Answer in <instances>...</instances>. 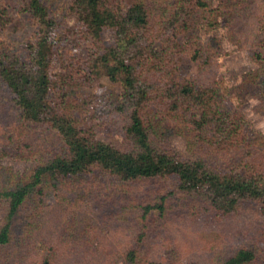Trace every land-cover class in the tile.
<instances>
[{"label":"trees","instance_id":"1","mask_svg":"<svg viewBox=\"0 0 264 264\" xmlns=\"http://www.w3.org/2000/svg\"><path fill=\"white\" fill-rule=\"evenodd\" d=\"M19 1L36 32L27 43L30 59L23 60L2 36L12 16L11 0H0V157L41 153V159L25 175L0 165V264H59L57 246L37 235L18 238L20 250L9 246L19 219H28V232L38 229L35 218L46 213L49 198L84 178L100 184L106 195L122 190L130 200L125 206L131 224L121 229L137 231L125 254L132 264L163 262L140 252L151 231L160 233L156 223L168 214L174 195L194 209L221 214L250 202L264 216V162L257 159V153L264 155V136L249 126L220 84H198L177 74L188 49L194 57H212L201 27L217 23L219 9L234 14L249 0L217 7L211 0H72L78 24L57 38L51 0ZM260 13L253 56L259 65L257 95L264 102V10ZM106 29L114 33L112 43L105 40ZM86 41L93 46L82 53L78 47ZM103 74L121 84L117 97L81 90ZM107 128L121 138H99ZM172 131L187 139L194 158L168 141ZM35 241H41L42 256ZM171 252L183 259L174 246ZM259 259V248L248 245L224 264H260Z\"/></svg>","mask_w":264,"mask_h":264},{"label":"rangeland","instance_id":"2","mask_svg":"<svg viewBox=\"0 0 264 264\" xmlns=\"http://www.w3.org/2000/svg\"><path fill=\"white\" fill-rule=\"evenodd\" d=\"M211 1L212 6L217 7L238 0ZM245 2L246 5L240 4L241 8L234 14L228 13L230 8L219 9L217 23L201 27V37L213 46L208 52L212 57L208 60L206 56L197 58L194 51L188 49L179 59L177 74L180 79L198 84H220L234 107L246 115L249 126L264 136V102L257 95L256 69L259 65L253 56L259 46L258 19L264 10V0ZM71 3L72 0L50 1L58 21V28L53 33L56 38L78 24ZM9 6L12 19L2 36L11 50L23 60H29L27 43L36 32V26L22 10L19 0H11ZM104 37L112 43L113 31L106 29ZM92 46V42L86 41L78 50L86 53ZM155 46L160 49L162 41L157 40ZM191 46H197V43ZM81 90L86 94H106L110 100L121 93L122 86L103 74ZM97 135L106 141L121 138L118 131L110 128L100 130ZM168 141L186 157H195L183 135L172 131L168 134ZM257 154V159L263 163L264 155L262 152ZM40 159L41 153L30 158L7 155L0 157V165L10 166L15 173L25 175L31 174ZM100 186L84 178L75 187L50 197L46 213L35 218L38 229L28 232V219H19L16 237L9 246L11 250L23 247V244L17 245L18 238L30 237L32 240L37 235L39 240H50V245L57 246L61 257L59 264H132L126 260L125 254L137 231L121 229L131 224V215L127 212L130 207L125 206L130 200L122 190L106 195ZM176 196L171 197L168 214L156 223L160 233L151 231L145 240L140 252L142 258L155 256L163 259L159 264H224L238 248L250 245L259 248V263L264 264V216L255 204L246 202L236 213L221 214L204 207L194 209ZM23 214H27V209ZM3 216L4 212L0 211V220ZM31 240L27 239V242L31 243ZM35 242H38L37 246L41 244V241ZM172 246L183 254V259L173 256ZM39 250L42 256L44 249L39 247ZM166 250H169L168 254Z\"/></svg>","mask_w":264,"mask_h":264}]
</instances>
